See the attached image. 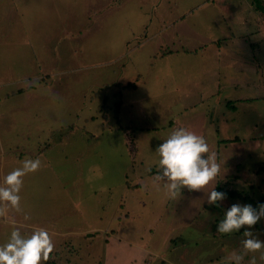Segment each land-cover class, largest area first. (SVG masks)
<instances>
[{
  "label": "rangeland",
  "instance_id": "1",
  "mask_svg": "<svg viewBox=\"0 0 264 264\" xmlns=\"http://www.w3.org/2000/svg\"><path fill=\"white\" fill-rule=\"evenodd\" d=\"M263 26L264 0H0V183L41 160L0 245L43 228L60 259L41 264H228L245 229L219 221L264 197ZM179 127L216 153L219 206L155 180Z\"/></svg>",
  "mask_w": 264,
  "mask_h": 264
},
{
  "label": "clouds",
  "instance_id": "2",
  "mask_svg": "<svg viewBox=\"0 0 264 264\" xmlns=\"http://www.w3.org/2000/svg\"><path fill=\"white\" fill-rule=\"evenodd\" d=\"M159 157V171L155 177L171 199L177 198L183 189L190 192L204 191L209 188L221 172V165L217 162L215 152H211L209 145L202 135L189 131L183 127L173 130L155 150ZM41 167V160L25 159L21 166L14 168L0 183V220L15 225L14 214H22L21 190L23 178L35 173ZM226 199V194L218 192L215 187L207 193V202L219 206ZM24 219L30 217L23 214ZM261 220H264V204L256 208L252 205L233 204L226 210L219 221L217 234L231 235L244 232L241 240L242 249L233 251L228 257V264H243L244 257L253 254L249 264H257L254 254L261 253L264 260V241L250 231ZM54 251V243L50 234L43 228L36 229L30 236L21 234L19 228H14L8 242L0 245V264H41L47 262Z\"/></svg>",
  "mask_w": 264,
  "mask_h": 264
},
{
  "label": "trees",
  "instance_id": "3",
  "mask_svg": "<svg viewBox=\"0 0 264 264\" xmlns=\"http://www.w3.org/2000/svg\"><path fill=\"white\" fill-rule=\"evenodd\" d=\"M121 88V87H120ZM118 95L120 96V99H119V102L115 105V107H114V111H115V116L116 117H118L119 115H118V112H119V109H120V105H121V103H120V100H121V92H118ZM107 111H108V106H107V104H106V101L102 104V106H101V109H100V113H101V115H102V117H105V114H107ZM93 117V116H92ZM91 117V118H92ZM23 157V154H17V156H16V159H19V158H22ZM239 195H237L236 193H234V192H232L231 193V197H238ZM238 198H240V196L238 197ZM241 199L244 201H247V199H246V197H242L241 196ZM262 201H264V197L263 198H261V200H260V204H262L263 202ZM55 256L56 257V259L53 261L54 263L55 262H57V263H59V259H60V253L59 252H56V253H51L50 254V256Z\"/></svg>",
  "mask_w": 264,
  "mask_h": 264
},
{
  "label": "crops",
  "instance_id": "4",
  "mask_svg": "<svg viewBox=\"0 0 264 264\" xmlns=\"http://www.w3.org/2000/svg\"><path fill=\"white\" fill-rule=\"evenodd\" d=\"M154 7H155V6H154ZM175 19H177V23H178V22H181V20H182V19H180V17H177V18L175 17ZM260 33H262V36L264 37V26L262 27ZM175 35L178 37V36H180V33L177 32V31L175 30ZM177 37H175V38H177ZM193 51H196V49L193 48V49L191 50V52H193ZM162 55H164V53H163ZM202 80H203V77H202ZM127 87H128V88H131V87H135V85H128Z\"/></svg>",
  "mask_w": 264,
  "mask_h": 264
}]
</instances>
